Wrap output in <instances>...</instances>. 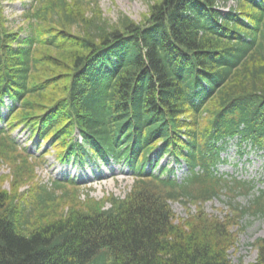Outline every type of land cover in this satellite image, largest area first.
<instances>
[{
  "label": "trees",
  "instance_id": "obj_1",
  "mask_svg": "<svg viewBox=\"0 0 264 264\" xmlns=\"http://www.w3.org/2000/svg\"><path fill=\"white\" fill-rule=\"evenodd\" d=\"M99 2L31 0L22 35L0 0V264H232L230 227L264 218V189L242 206L253 184L217 166L234 137L264 151V0H151L139 22L112 21ZM19 126L62 161L126 164L130 191L82 198L74 179L39 183ZM165 152L186 164L181 180L146 169ZM221 193L223 219L203 210ZM175 200L195 213L176 217ZM255 246L251 264H264V235Z\"/></svg>",
  "mask_w": 264,
  "mask_h": 264
},
{
  "label": "rangeland",
  "instance_id": "obj_2",
  "mask_svg": "<svg viewBox=\"0 0 264 264\" xmlns=\"http://www.w3.org/2000/svg\"><path fill=\"white\" fill-rule=\"evenodd\" d=\"M30 2L31 0H1L4 25L13 31H18L19 27H25L21 34H27V21L23 13L29 9ZM149 2L151 0H100L99 6L104 17L112 21L116 19L119 12H122L139 22L148 12ZM227 5H235V2L229 1ZM9 104L10 102L6 99L5 105L0 107L3 117L7 115ZM0 127H5L4 120H0ZM11 135L21 147H27L28 152L37 161L35 168L37 181L48 188L54 181L63 182L74 179L79 186L82 198L89 193L90 196L101 199L108 195L125 197L133 185V172L122 162L92 159L84 164L75 160L66 162L57 157L49 139L38 138L28 128L19 126ZM40 155H44L43 162L40 160ZM153 157L157 159V163L155 160V165L152 167L148 165L147 170L159 172L170 169L178 180L188 173L186 164L183 161H176L169 152L156 153ZM217 171L229 180L235 178L250 181L253 184L250 192L240 193L235 198L240 205H248L253 195L258 194L260 189H264V151H257L249 145L239 146L236 140H232L221 151V161ZM0 173H10L9 167L3 165ZM4 187L9 188L8 181L4 182ZM229 200V195L221 193L218 197L203 203V210L209 215L223 219L230 210ZM170 206L176 217L186 218L191 212L195 213L197 205L175 200L170 202ZM239 225L241 226L239 231H237L238 227H230V231L236 233V242L229 249V259L232 264H251L257 257L255 240L264 235V218L247 214L241 219Z\"/></svg>",
  "mask_w": 264,
  "mask_h": 264
}]
</instances>
